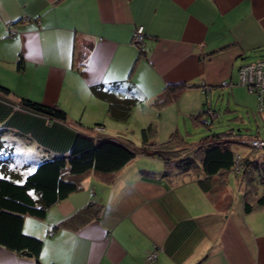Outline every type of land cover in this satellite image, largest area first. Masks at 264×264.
I'll list each match as a JSON object with an SVG mask.
<instances>
[{"label": "crops", "instance_id": "crops-1", "mask_svg": "<svg viewBox=\"0 0 264 264\" xmlns=\"http://www.w3.org/2000/svg\"><path fill=\"white\" fill-rule=\"evenodd\" d=\"M137 27L144 54L132 44ZM260 53L264 0H0V87L9 91L0 96L5 153L32 170L42 159L68 155L75 134L92 125L122 137L114 125L134 115L144 126L174 104L192 114L207 105L186 100L195 94L202 101L201 88L184 90L159 110L154 101L170 84L233 83L243 61ZM94 88L120 100L132 92L140 98L137 111L116 121ZM22 100L58 106L67 122L23 110ZM131 162L113 183L89 177L43 218H24L23 232L43 241L38 264H264V207L244 213L236 180L235 193L229 183L225 189L228 211L192 177L175 178L144 157ZM89 200L104 207L99 219L76 231L55 229ZM153 250L156 259L148 262ZM0 264L37 263L0 248Z\"/></svg>", "mask_w": 264, "mask_h": 264}, {"label": "trees", "instance_id": "trees-1", "mask_svg": "<svg viewBox=\"0 0 264 264\" xmlns=\"http://www.w3.org/2000/svg\"><path fill=\"white\" fill-rule=\"evenodd\" d=\"M138 48L144 54V31L143 42ZM216 52L218 51H213L212 54ZM263 60L264 58L241 64L236 72V80L233 83L224 81L219 87L230 89L235 85L244 87L254 96L259 113H263L264 109L260 106L257 94L251 91V86L239 82L238 73L242 66ZM18 69H22L20 63ZM194 87L201 88L205 95L212 89L205 87L204 84L166 85L156 97L154 106L162 109L176 101L184 90ZM8 92L7 89L0 87V96L5 98ZM93 93L108 103L109 112L116 121L127 120L131 108L140 101V98L132 92L123 100L118 99L109 89L94 88ZM1 101L5 100H0V103H3ZM115 105L118 107L116 111ZM21 108L50 120L67 122L66 113L58 106L48 107L22 100ZM215 117L217 116L209 105L192 116L194 120L208 128ZM96 128L102 131L96 132ZM103 131V126L96 124L88 128L86 133L77 132L68 155L42 159L32 170H29L27 164L18 167L17 156L10 154L9 151L5 153L6 147L0 139V248L19 256L31 254L38 264L37 258L43 241L23 232L24 218H43L47 210L80 192L83 189V182L89 177L106 185L113 183L118 174L137 157L162 163L169 175L176 173L183 177H192L212 201L215 195L219 196L222 193L226 195L229 175H233L243 196L244 213L264 207V163L262 162L264 147L253 144L264 143V140L257 137L232 139L227 136L229 133L206 136L197 143L185 145L183 142L174 143L175 134H172L168 142L157 145L151 141L155 129L154 125L149 123L141 129V146L135 147L120 137H108ZM234 145L245 146L248 152L240 154L235 150ZM227 195L228 198L222 199L226 202L223 206L221 202L220 207L229 211L231 200L229 194ZM103 211L104 207L101 204L89 200L81 209L58 222L55 229L76 231L89 222L99 219Z\"/></svg>", "mask_w": 264, "mask_h": 264}, {"label": "rangeland", "instance_id": "rangeland-1", "mask_svg": "<svg viewBox=\"0 0 264 264\" xmlns=\"http://www.w3.org/2000/svg\"><path fill=\"white\" fill-rule=\"evenodd\" d=\"M264 58V53L254 55L252 58H247L243 62H254L258 59ZM192 93V92H191ZM202 93V91H201ZM202 95V101L195 94H191L186 100L190 103L196 101L199 104H207L214 110L217 117L213 119L211 126L208 128L202 123L194 120V117L198 112L204 110L203 108L197 109L194 113H187V110L182 114L179 113V105L174 104L172 107H168L163 111H159L155 117V121L152 123L155 129V135L152 138V142L157 145L168 142L170 135L175 134L173 138L174 143L183 142L185 145L197 143L206 136L220 134L227 135L232 139H246V138H258L264 140V112L259 113L256 108V101L254 96L249 93L244 87L235 85L230 88H214L210 92ZM206 101H205V97ZM180 104V102H179ZM138 106L133 107V112H136ZM159 110V109H158ZM148 112L149 109L142 110ZM156 111V110H154ZM142 120L137 116H132L128 121L120 122L121 131L123 135L121 138L132 143L135 147L141 146V129L146 127L149 123L142 125ZM141 122V123H140ZM117 124V122H112ZM104 124V123H103ZM142 125V127H141ZM92 125L91 127H93ZM106 135V134H105ZM111 137H119V135H109ZM150 144H152L150 142ZM234 148L240 154L247 153L245 146L234 145ZM257 152V151H255ZM21 158V157H20ZM135 162V161H134ZM131 162L130 164H133ZM181 174H177L175 178H178ZM229 187L235 193L236 188L234 186V176L229 175ZM90 195V192H88ZM216 206L220 208V203L226 202L217 195L214 196Z\"/></svg>", "mask_w": 264, "mask_h": 264}, {"label": "built area", "instance_id": "built-area-1", "mask_svg": "<svg viewBox=\"0 0 264 264\" xmlns=\"http://www.w3.org/2000/svg\"><path fill=\"white\" fill-rule=\"evenodd\" d=\"M143 42V31L142 27H137L132 38L133 45L141 46ZM143 49V48H141ZM238 80L242 85L251 86V91H253L258 96V100L262 109H264V60L257 62L255 64H249L242 66L238 73ZM213 117V116H212ZM96 132L102 130L95 129ZM256 146L264 147L263 142H254ZM157 251H151L146 260L148 262H153L156 259Z\"/></svg>", "mask_w": 264, "mask_h": 264}, {"label": "water", "instance_id": "water-1", "mask_svg": "<svg viewBox=\"0 0 264 264\" xmlns=\"http://www.w3.org/2000/svg\"><path fill=\"white\" fill-rule=\"evenodd\" d=\"M23 255H24V257H29V258L32 257L31 254H23Z\"/></svg>", "mask_w": 264, "mask_h": 264}]
</instances>
